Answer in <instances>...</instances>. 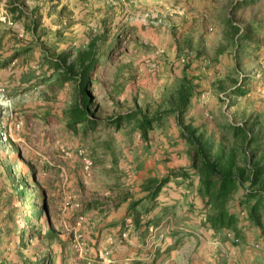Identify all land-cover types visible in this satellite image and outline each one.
Wrapping results in <instances>:
<instances>
[{
    "label": "rangeland",
    "instance_id": "374dc122",
    "mask_svg": "<svg viewBox=\"0 0 264 264\" xmlns=\"http://www.w3.org/2000/svg\"><path fill=\"white\" fill-rule=\"evenodd\" d=\"M93 40L95 122L69 128L80 69L67 80L54 64ZM0 57V264H264L249 182L230 202L241 236L216 232L176 117L147 139L115 124L172 108L190 85L184 123L211 155L264 170V0H0ZM166 179L147 198L143 185ZM130 198L140 206L117 209Z\"/></svg>",
    "mask_w": 264,
    "mask_h": 264
},
{
    "label": "trees",
    "instance_id": "16d2710c",
    "mask_svg": "<svg viewBox=\"0 0 264 264\" xmlns=\"http://www.w3.org/2000/svg\"><path fill=\"white\" fill-rule=\"evenodd\" d=\"M98 46L97 40L90 42L84 50L78 51L73 57L69 53L58 55L54 64L56 73L62 70L66 71L67 80H72L76 69H80L79 90L80 96L75 103V108L70 113L64 115L67 118L66 125L69 128H75L78 123H87L90 126L95 122V117L90 114L91 98L86 88L89 85V76L98 65ZM74 58L73 61L70 60ZM1 58V57H0ZM68 63H70L68 65ZM194 96V89L190 85H183L177 92L172 108L166 111H160L153 117H149L143 111L128 113L124 117L115 120L116 127L121 129L123 122L135 121L137 129L141 136L148 138L154 125L162 126L164 120L169 116H175L177 124L181 129L182 139L190 147L191 168L197 172L200 178V196L204 200V208L208 211V224L216 232L230 231L234 232L239 239L241 232L239 229V220L235 213H232L230 202L240 188H244L249 182V190L246 191L244 200L253 201L252 208L249 211V219L254 223H260V208L264 204V170L255 168L239 169L237 167L236 157L234 155L219 154L215 157L211 155L207 142H203L204 134L192 125L184 123V115ZM249 173V174H248ZM246 174L248 177L246 178ZM175 178L189 177V175L173 174ZM168 183V179L157 181L150 180L143 187L149 192L147 198L156 199L161 193L163 187ZM126 201V200H125ZM140 202H135L130 210L135 209ZM46 237L51 241L58 239L53 230H49ZM59 240V239H58Z\"/></svg>",
    "mask_w": 264,
    "mask_h": 264
},
{
    "label": "crops",
    "instance_id": "0c3cea01",
    "mask_svg": "<svg viewBox=\"0 0 264 264\" xmlns=\"http://www.w3.org/2000/svg\"><path fill=\"white\" fill-rule=\"evenodd\" d=\"M135 202H137V201H134V199L133 198H130V200H128V201H121L120 203H118V204H116V207H117V209H120L122 206H124V204H126L127 203V212H130V211H132V210H130V208H131V206L135 203ZM141 204V203H140ZM140 204L137 206V207H139L140 206ZM136 207V208H137ZM133 210H135V209H133ZM141 214H139V216H140ZM127 216H128V213H126V215L124 216V219L122 220V221H124V220H126L127 219ZM125 217H126V219H125ZM146 217V216H145ZM145 217H142L141 216V218H138L137 220H136V222H138V223H150V221L151 220H148L147 219V217L145 218ZM140 219V220H139ZM152 222V221H151ZM134 223H135V221H134ZM133 223V224H134ZM178 233L179 232H175L174 234H176V235H178ZM140 251H137V253L138 254H148L149 252H150V250L151 249H148V250H142V249H139ZM193 264H196V262L195 261H193Z\"/></svg>",
    "mask_w": 264,
    "mask_h": 264
}]
</instances>
